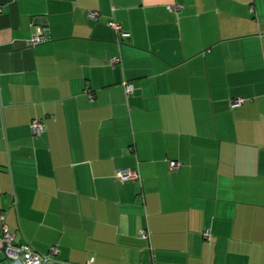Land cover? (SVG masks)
Listing matches in <instances>:
<instances>
[{
	"label": "crops",
	"instance_id": "1",
	"mask_svg": "<svg viewBox=\"0 0 264 264\" xmlns=\"http://www.w3.org/2000/svg\"><path fill=\"white\" fill-rule=\"evenodd\" d=\"M0 208L68 264H264V0H0Z\"/></svg>",
	"mask_w": 264,
	"mask_h": 264
},
{
	"label": "built area",
	"instance_id": "2",
	"mask_svg": "<svg viewBox=\"0 0 264 264\" xmlns=\"http://www.w3.org/2000/svg\"><path fill=\"white\" fill-rule=\"evenodd\" d=\"M170 8H179V5H170ZM91 15H96L95 11H89ZM108 24L112 25L117 31H119L120 35L125 37L129 35L128 31L122 30L121 27L115 21H108ZM32 43H37L42 40L41 30L34 33L31 37ZM117 57H112L111 62L114 63L117 61ZM125 88L127 92L132 90V85L130 83H125ZM243 101V97H234L231 101L232 105H238ZM31 128L33 131L40 132L43 130V124L38 119H34L31 122ZM170 165L172 167H178L180 162L171 160ZM116 176L120 179H129V178H138L139 172L136 169H131L129 167L120 168L116 172ZM6 210L4 208H0V250L4 251L5 254L12 260L21 259L23 264H68L65 262H60L53 258L49 253H41L32 248V246L28 242H15L14 234L8 228V225L5 220ZM140 235L142 237H148L149 233L146 229L140 230ZM205 236H209L208 231H204ZM55 251V250H52ZM155 264H163V263H155Z\"/></svg>",
	"mask_w": 264,
	"mask_h": 264
}]
</instances>
